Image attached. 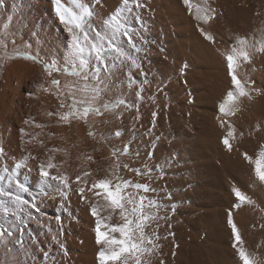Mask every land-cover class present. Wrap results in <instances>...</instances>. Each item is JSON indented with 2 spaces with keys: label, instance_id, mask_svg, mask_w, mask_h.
Segmentation results:
<instances>
[{
  "label": "bare ground",
  "instance_id": "bare-ground-1",
  "mask_svg": "<svg viewBox=\"0 0 264 264\" xmlns=\"http://www.w3.org/2000/svg\"><path fill=\"white\" fill-rule=\"evenodd\" d=\"M61 3L92 15L69 32L53 0H0L6 52L32 50L43 60L33 65L0 52V226L11 233L0 236V264H98L92 206L99 217L111 216L101 231L122 221L119 210L104 206L103 189L91 186L117 177L154 189H127L159 205L147 209L158 217L145 230L158 245L147 264H242L229 213L247 254L264 264V183L245 158L259 159L264 171L257 155L264 146V53L257 51L264 0H133L128 7H139L131 14L123 0ZM114 12L123 13L135 47L106 25ZM84 34L89 43L114 37L138 66L109 59L101 96L91 101L101 114L63 120L73 98L89 100L83 85L96 82L60 74L52 87L42 67L74 62L72 36ZM237 37L247 40L250 61L234 59L235 74L249 95L226 106L233 112L226 115L219 104L234 91L226 56L239 48ZM118 100L126 103L102 108ZM229 131L231 150L223 143ZM48 164L55 165L50 176L66 177L67 186L39 177L40 165ZM233 189L251 203H241Z\"/></svg>",
  "mask_w": 264,
  "mask_h": 264
},
{
  "label": "snow or ice",
  "instance_id": "snow-or-ice-1",
  "mask_svg": "<svg viewBox=\"0 0 264 264\" xmlns=\"http://www.w3.org/2000/svg\"><path fill=\"white\" fill-rule=\"evenodd\" d=\"M73 3H77L78 0H72ZM185 4H188L189 0H184ZM55 5V11L59 16L61 23L69 25L68 31L72 32L73 27L80 28L82 27V21L85 16H91L92 13L87 9L84 10L83 15H76L72 10L66 7L61 3V0H53ZM125 10L131 14L134 11L135 7H139L138 4H133L132 8H129L128 5L133 3V0H123ZM206 3V0H205ZM82 6V5H81ZM123 13L114 12L111 14L108 19L105 21L106 25L113 27L115 31L127 38L128 44H133L134 34L127 31L129 25L123 24L120 17ZM197 19L202 17L198 14ZM210 18V17H209ZM136 18H134L135 20ZM75 21V24L73 22ZM204 22L207 23L208 19L205 18ZM121 26H123V31H121ZM7 25H5V28ZM206 35V38L212 39L210 35ZM110 43H96L95 38L93 42L89 43L87 40V35L84 34L83 39L79 36H72V49L74 50L75 57L74 62H66L65 66L57 69L62 71L67 75L81 77L84 81L93 80L96 82L95 86H90L85 83L80 91L84 92L86 95H89V100H76L72 99L70 103L71 109L69 113L61 117L63 120H68L69 117L73 115V112H79L81 114L80 118H86L88 114L95 112L96 114H101L100 107H94L91 101L98 100L101 96L103 89L99 87L100 84L104 83L103 78L101 77L102 72H106L109 68L107 61L113 59L114 61H119L121 59H128L130 62L138 66L137 62L129 56L125 49L115 43L114 37H110ZM239 48L233 47V54L226 56L228 62L229 74L232 78V84L234 86V91H229L224 101L219 104V110L222 114L231 115L233 114L232 110L229 109L227 112L226 106L234 104L236 99L239 96L249 95L247 90L243 87L241 81L238 79L235 74V68L239 67V64L234 65V59H237L239 56H242L246 62L250 61L249 54L246 50L247 40L243 37H237L236 41ZM258 52L264 53V44H261L257 48ZM87 53V54H85ZM22 55V54H20ZM10 58H15L13 55H10ZM28 59H34L31 56L27 57ZM50 65H45V69L48 70ZM83 73V75H82ZM59 81L53 80V85H59ZM123 100H118L115 103L109 102L102 105L104 110H108L112 107H118L121 104H125ZM63 106V105H62ZM52 115V113H49ZM155 115V114H154ZM28 123V121H25ZM231 127V126H230ZM22 135L24 130L21 129ZM92 135L93 133H89ZM117 136L120 135L119 132L116 133ZM234 131H229L227 136L224 138L223 143L226 147L231 150V144L229 138L233 137ZM3 154V148L0 147V155ZM115 155V153H113ZM258 157H264V146H262L261 151L257 154ZM245 158L255 165V175L264 183V171L261 170L260 160H253L252 157L245 154ZM53 164L40 165L39 177L43 180H55L67 186V178L63 176H50V173L47 169L54 167ZM20 167V165H16ZM127 167V165H125ZM7 170V169H6ZM138 174H141L138 172ZM84 175H89V173H84ZM77 182L81 180V177H77ZM119 182L113 183L110 179H101L92 184L91 189L102 188L103 189V199L107 202L104 206L111 208L113 212L119 210V217L122 223L115 225L104 224V231H101V225L105 220H111V216L101 218L98 215V206L94 205L91 208V213L96 219V226L94 228L96 244L99 246V251L97 253L98 264H129V261H132V264H147L146 257L154 253L158 245L153 239L152 235H149L145 230L150 227L151 221L157 219V215L147 211V209L158 208L159 205L156 201L149 199L147 196H139L138 198L132 193L127 192L128 188H133L137 192H149L154 191L148 185L134 184L131 181L123 180L120 177H117ZM23 186V185H21ZM89 189V190H91ZM81 195L84 192V189H79ZM236 197L240 200L241 203L251 201L238 189H233ZM95 195L100 196V192H96ZM239 206V205H237ZM229 224L232 227L234 243L233 248L236 249L239 259L242 261V264H254V261L247 254L246 250L243 248V240L239 235V232L234 223L231 220V213H229ZM119 233V236L115 235ZM5 234H11L9 230L4 229L0 226V236ZM55 240L56 237H53Z\"/></svg>",
  "mask_w": 264,
  "mask_h": 264
},
{
  "label": "rangeland",
  "instance_id": "rangeland-1",
  "mask_svg": "<svg viewBox=\"0 0 264 264\" xmlns=\"http://www.w3.org/2000/svg\"><path fill=\"white\" fill-rule=\"evenodd\" d=\"M7 49H9L8 46L5 45L4 41L0 40V52H3V51L6 52ZM6 54H7V58L11 59L12 61H15V60L16 61H20V60H22V61H26V62H28L30 64L39 65V66L41 64H43L42 58H41V61H40L38 56H36L32 50L20 49V50H15V51H8V52H6ZM20 54H22V55H20ZM10 55H13L15 58H10ZM28 56H31L34 59H28L27 58ZM45 65H50L52 67H49V69L46 70L45 69ZM42 68H43V71H44V80L52 87L58 88L59 85L58 86L57 85H53L52 81L53 80L60 81V79H59V75L60 74H63V75H66V76H70V77H78V76L67 75V74H65L62 71L61 72L58 71L57 69H59V67L56 64H44ZM90 114H88V115H90ZM76 115H81V114L79 112H73V115L71 117H76ZM87 117L86 118H81V121L85 122Z\"/></svg>",
  "mask_w": 264,
  "mask_h": 264
}]
</instances>
